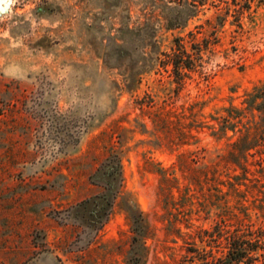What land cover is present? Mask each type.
<instances>
[{"label": "rangeland", "instance_id": "rangeland-1", "mask_svg": "<svg viewBox=\"0 0 264 264\" xmlns=\"http://www.w3.org/2000/svg\"><path fill=\"white\" fill-rule=\"evenodd\" d=\"M178 2L0 0V264H180L229 211L246 241L264 228L262 135L237 172L193 179L238 136L214 135L226 110L264 85V6L232 5L219 26L226 3L206 0L169 29ZM179 37L208 47L183 87L168 62ZM114 155L122 188L91 215L80 204L104 192L92 178Z\"/></svg>", "mask_w": 264, "mask_h": 264}, {"label": "trees", "instance_id": "trees-1", "mask_svg": "<svg viewBox=\"0 0 264 264\" xmlns=\"http://www.w3.org/2000/svg\"><path fill=\"white\" fill-rule=\"evenodd\" d=\"M206 0H179L177 14L168 19V28L177 29L184 26V14L190 19L199 13L200 7L205 5ZM226 3L225 15L218 16L219 26L225 23V17L231 14V6H234V12L239 16L244 15L252 9V4L258 2L260 6H264V0H242V5L237 0H232V4ZM188 13H191L188 14ZM193 35V34H192ZM194 38V35H193ZM195 40V39H193ZM195 46V45H194ZM192 47L195 53L191 54L184 44L183 38L174 40L173 56L169 55L168 62L173 65L175 77L179 81L180 87H183V81L188 77V72L197 71L202 66L203 52L207 50L201 45ZM244 108L231 107L226 110L227 116L223 117L220 129L214 132L222 138L229 130L238 134L237 138L232 141L229 139V151L221 156L218 162L206 165L200 172H196L193 179H222L223 175L219 169L223 164L229 170L237 172L241 168V161L245 159V153L252 150L258 144L255 137L260 134L264 137V85L256 86L251 93L246 95ZM197 157V156H196ZM204 159V157H202ZM245 171H247L245 169ZM163 172V179L171 178L167 171ZM198 173V175H197ZM122 163L118 155L107 158L101 168L93 176L95 185H101L104 192L95 198L83 201L80 207L89 210L91 215L96 213L102 216H109L113 202L120 193L123 183ZM231 179H240L239 176ZM217 182V181H215ZM220 184V183H219ZM234 187L233 193L238 194V184L230 185ZM223 195V194H222ZM223 210V209H222ZM226 213L227 211H223ZM228 213V212H227ZM134 232L138 236H145V225L143 215L134 206L130 211ZM224 215V214H223ZM216 222L213 231H204L202 237L199 236L202 243L206 247L199 248L196 244H192L187 249V255L180 264H264V228L259 231H249L250 239L246 241V236L240 229V221L238 216L229 211L227 217H223ZM138 236L134 240H138Z\"/></svg>", "mask_w": 264, "mask_h": 264}]
</instances>
